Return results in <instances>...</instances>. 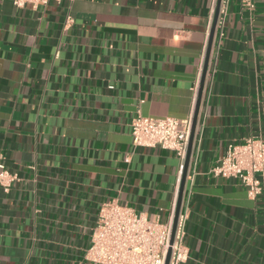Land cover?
<instances>
[{
    "label": "crops",
    "instance_id": "obj_1",
    "mask_svg": "<svg viewBox=\"0 0 264 264\" xmlns=\"http://www.w3.org/2000/svg\"><path fill=\"white\" fill-rule=\"evenodd\" d=\"M216 3L0 0V163L18 176L0 187V264H93L104 202L173 221L180 160L133 146L130 122L193 120ZM248 137L264 141V0L251 12L230 0L184 179L182 264H264V192L210 172Z\"/></svg>",
    "mask_w": 264,
    "mask_h": 264
},
{
    "label": "built area",
    "instance_id": "obj_2",
    "mask_svg": "<svg viewBox=\"0 0 264 264\" xmlns=\"http://www.w3.org/2000/svg\"><path fill=\"white\" fill-rule=\"evenodd\" d=\"M16 7L37 6L50 0H8ZM61 2L62 0H54ZM230 0H221L217 22H222ZM249 12L256 0H240ZM67 23L72 19L67 18ZM192 118L137 115L130 122L133 146L154 147L173 151L180 160V169L186 158ZM213 176L237 178L250 198L264 192V141L248 137L243 142L229 144L219 163L210 170ZM16 173L7 171L0 163V187L8 190L17 181ZM172 223H161L135 209L116 201L99 206L85 259L93 264H182L188 259L184 244L185 216L178 213L172 242Z\"/></svg>",
    "mask_w": 264,
    "mask_h": 264
},
{
    "label": "water",
    "instance_id": "obj_3",
    "mask_svg": "<svg viewBox=\"0 0 264 264\" xmlns=\"http://www.w3.org/2000/svg\"><path fill=\"white\" fill-rule=\"evenodd\" d=\"M220 1L221 0H217L216 9H215V15H214L212 27L210 29L209 37H208L206 57H205L203 72H202V76H201L200 87H199L198 96H197V102H196V110H195V113H194V116H193V120H192V126H191L190 135H189V141H188V148H187L186 158H185L184 165H183L182 180H181V184H180V188H179V192H178L176 209H175V214H174L173 223H172V235H171L170 243L172 242L173 231H174V228H175V224H176L178 213L180 211V203H181V199H182V191H183V186H184V179H185V175H186V169H187V165H188V159H189V155H190V149H191L194 129H195V125H196V118H197L198 108H199V104H200V98H201V94H202V89H203V85H204V79H205V75H206V71H207L208 60H209L210 50H211V46H212L214 31H215V27H216V24H217L219 7H220ZM169 254H170V250H168V252H167V255H166V258H165V264H168Z\"/></svg>",
    "mask_w": 264,
    "mask_h": 264
}]
</instances>
